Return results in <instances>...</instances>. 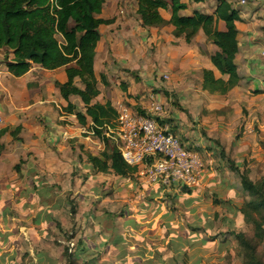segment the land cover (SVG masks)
I'll list each match as a JSON object with an SVG mask.
<instances>
[{"label":"rangeland","instance_id":"374dc122","mask_svg":"<svg viewBox=\"0 0 264 264\" xmlns=\"http://www.w3.org/2000/svg\"><path fill=\"white\" fill-rule=\"evenodd\" d=\"M229 1L240 15L236 22L239 50L235 60L243 79L226 94L199 92L197 108L195 102L183 99L167 86L162 72L153 77V65L162 58L152 42L133 44L139 53L135 59L141 67L129 66L118 71L134 76L136 81L142 80L144 89L136 91L137 97L157 92L163 98L167 96L162 113L171 117L179 114L189 122L190 129L194 128L202 137L201 144L192 148L210 155L208 166L222 170L221 176L230 182V187L222 188L218 182L210 193L200 197L198 219L189 215L183 198L168 195V211L175 230L172 245L163 246L156 237L145 235L147 229L142 232L134 227L136 207L128 201L132 194L114 196L112 176L108 184L107 179L98 178L109 171L91 168L86 154H100L105 141L88 135V141L74 148L72 171L59 175L54 192L57 206L53 216L49 214L52 218L46 219L43 210L40 225L22 218L13 222L10 218V224H0V264H68V253L75 257L74 264H253L251 256L264 264V204L258 206V197L242 187L239 173L226 160H233L250 180L264 183V0ZM127 3L128 15L138 22L135 0ZM215 3L216 0H203L199 9L210 10ZM122 8L126 14L123 5ZM216 26L223 28V22ZM159 30L167 33L164 28ZM58 38L61 39L60 35ZM113 63L119 67L116 61ZM150 63L149 68L146 65ZM101 65L102 62L97 63V67ZM164 72L171 76V81L174 79L170 70ZM189 78L197 86L196 76ZM168 92L172 96L166 95ZM121 103L144 113L139 100L122 99ZM108 144L112 142L109 140ZM180 190L187 191L184 187ZM138 235L145 240H139ZM102 236L115 237L118 242L103 244Z\"/></svg>","mask_w":264,"mask_h":264},{"label":"crops","instance_id":"0c3cea01","mask_svg":"<svg viewBox=\"0 0 264 264\" xmlns=\"http://www.w3.org/2000/svg\"><path fill=\"white\" fill-rule=\"evenodd\" d=\"M181 1L186 4V8L181 11L182 14H189L194 9L202 11L199 9V3L202 1ZM190 2H192L191 5ZM122 5L126 14L123 13ZM214 7L215 5L204 12L210 13ZM128 10L127 0H105L98 14L99 17H113L114 20L109 24H100L98 27L100 38L94 56L98 94L93 102L104 103L109 99L116 107L122 99L128 102L136 99L144 108V112L149 111L151 106L149 95L137 97L136 91L144 89L142 80L136 81L134 76L131 77L118 69L130 68L129 66L141 67L135 59V55L139 56V53L134 50L133 44L142 42L149 45L152 42L162 58L161 61L156 60L157 65H153L155 66L153 77L161 74L159 72L165 73L164 71L170 70L175 77L171 81V76L168 74L169 78L165 81L167 86L171 90L174 89L183 99L187 98L197 105L199 92L204 91L201 85L202 70L211 68L215 75L218 72L210 60V54L216 50V46L207 40L202 30L196 33L191 42H186L182 36L173 35L172 24L143 26L140 19L134 22L132 16L128 15ZM163 10L165 12H162V9L160 12L167 20L169 11ZM219 21L216 20V25ZM160 28H164L167 33H162ZM131 44L133 47L130 46ZM12 57L11 49L0 47V116L2 117L0 122V224L4 222L10 224L8 222L10 218L12 222L13 219L17 221L22 218L40 225L43 221V215H41L42 212L44 213L43 210H45L46 219L52 218V213L57 206V195L54 194L58 188L56 182L62 171L65 173L72 171L74 148L78 149V146L88 141L89 128L88 124H81L74 113L64 110L68 101L75 105V109L84 110V104L78 95H70L66 100L59 92L57 82L67 80L64 65L45 68L32 62L25 73L15 76L7 68V62L11 61ZM114 61L119 67L114 65ZM98 62H102L101 67H97ZM146 66L150 68L151 63ZM192 69L194 73L191 72ZM191 75L197 78L198 84L195 87L190 83ZM121 81L126 85L125 91L121 89ZM75 84L79 87L83 86L78 78H75ZM171 93L168 92L166 95L172 96ZM156 96L164 104L167 96L163 98L159 92ZM156 117L159 123L167 125L184 144L190 147L201 144L202 137H199V133L194 128L190 129L189 122L187 124L182 115L177 114L171 117L162 113ZM202 155L204 158L202 180L196 187L187 188L186 192H182L178 187L169 188L145 182L139 175L137 167L134 172L126 176L109 173V171L105 173L107 176L98 175V178L107 179L108 184L111 180L108 178L112 176L110 184L113 186L114 196L119 194L125 196L131 193L133 198L130 197L128 201L136 207L133 213L135 220H132L134 227L142 232L147 229L145 235L156 237L163 246L169 247L172 245L175 225L168 211V195L183 198L187 211L191 213L189 215L198 219L200 197L210 193L218 182L222 188H229L231 185L223 175L221 176L222 170H214L208 166V164L211 166L210 155L208 153ZM89 194L97 196L94 193ZM49 214L52 216L50 217ZM150 228L153 229L148 231ZM138 237L139 240H145L143 235ZM101 241L103 244L106 241L110 244L118 242L115 237L110 236L107 239L102 236ZM152 243H155V239Z\"/></svg>","mask_w":264,"mask_h":264},{"label":"trees","instance_id":"16d2710c","mask_svg":"<svg viewBox=\"0 0 264 264\" xmlns=\"http://www.w3.org/2000/svg\"><path fill=\"white\" fill-rule=\"evenodd\" d=\"M104 1L0 0V47L11 49L13 57L7 62V68L15 76L25 73L32 62L45 68L65 66L67 80L57 82L59 92L66 100L70 95H78L84 104V110L75 109V105L70 101L64 110L74 113L81 124H88V128L105 141V148L100 154H86L87 161L95 171H112L126 176L134 172L136 166L128 165L115 146L108 144L109 139L104 134V131L113 124L116 107L109 99L104 103L93 102L98 94L94 71L95 48L100 38L98 27L114 20L113 17L98 16ZM136 2L141 25L162 26L170 23L173 25V35L182 36L186 42H191L196 33L202 30L207 40L216 46V50L210 54V60L220 75H215L211 68H204L201 82L204 90L209 93L225 94L243 79L235 62L239 50V30L236 22L240 20V15L229 0H217L210 13L194 9L189 14L181 13L186 8V4L181 0ZM160 9L169 11L167 20L162 16ZM216 20L223 22V28L216 26ZM32 49L37 54L27 58ZM75 78L79 79L82 87L75 84ZM121 89L126 90L123 81ZM226 160L228 166L239 173L242 187L256 195L258 206H262L263 181L250 180L238 169L233 160L228 157ZM257 234L260 235L258 232ZM67 256L68 264H74L75 257H72L71 253ZM251 262L261 264L254 256H251Z\"/></svg>","mask_w":264,"mask_h":264},{"label":"built area","instance_id":"2783aa9c","mask_svg":"<svg viewBox=\"0 0 264 264\" xmlns=\"http://www.w3.org/2000/svg\"><path fill=\"white\" fill-rule=\"evenodd\" d=\"M161 76L169 78L167 73ZM149 97L151 106L144 113L119 102L113 124L104 134L122 159L138 168L145 182L169 188L199 185L204 171L203 157L194 148L181 142L167 125L159 123L156 116L162 115L163 103L156 98V93H150ZM87 134L100 138L90 129Z\"/></svg>","mask_w":264,"mask_h":264},{"label":"water","instance_id":"95a60500","mask_svg":"<svg viewBox=\"0 0 264 264\" xmlns=\"http://www.w3.org/2000/svg\"><path fill=\"white\" fill-rule=\"evenodd\" d=\"M32 54H37V52L35 50H31L28 54H27V58H29Z\"/></svg>","mask_w":264,"mask_h":264}]
</instances>
